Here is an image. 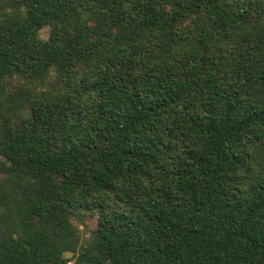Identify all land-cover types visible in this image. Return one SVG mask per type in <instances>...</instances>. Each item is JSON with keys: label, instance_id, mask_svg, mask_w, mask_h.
<instances>
[{"label": "trees", "instance_id": "1", "mask_svg": "<svg viewBox=\"0 0 264 264\" xmlns=\"http://www.w3.org/2000/svg\"><path fill=\"white\" fill-rule=\"evenodd\" d=\"M69 260L264 264V0H0V264Z\"/></svg>", "mask_w": 264, "mask_h": 264}, {"label": "rangeland", "instance_id": "2", "mask_svg": "<svg viewBox=\"0 0 264 264\" xmlns=\"http://www.w3.org/2000/svg\"><path fill=\"white\" fill-rule=\"evenodd\" d=\"M50 34V27L49 26H45L44 28H42L40 35L42 38H47ZM75 222L79 225L81 233L84 237H89L91 234V231L93 230V228L96 227V220L92 219V218H85V221L83 223L77 222L75 220ZM67 256L72 257V259H74L76 257V255H73L72 253H68ZM75 263L77 264V261L74 260Z\"/></svg>", "mask_w": 264, "mask_h": 264}, {"label": "built area", "instance_id": "3", "mask_svg": "<svg viewBox=\"0 0 264 264\" xmlns=\"http://www.w3.org/2000/svg\"><path fill=\"white\" fill-rule=\"evenodd\" d=\"M66 264H76L74 260H69Z\"/></svg>", "mask_w": 264, "mask_h": 264}]
</instances>
